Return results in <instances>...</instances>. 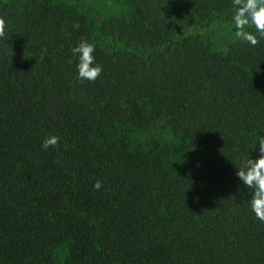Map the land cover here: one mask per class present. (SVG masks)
I'll return each mask as SVG.
<instances>
[{"label":"trees","instance_id":"obj_1","mask_svg":"<svg viewBox=\"0 0 264 264\" xmlns=\"http://www.w3.org/2000/svg\"><path fill=\"white\" fill-rule=\"evenodd\" d=\"M131 1L108 16L0 0V264H264V222L236 175L260 155L264 38L213 43L235 31L232 0ZM81 39L95 82L77 79ZM138 103L179 147L130 138Z\"/></svg>","mask_w":264,"mask_h":264},{"label":"clouds","instance_id":"obj_2","mask_svg":"<svg viewBox=\"0 0 264 264\" xmlns=\"http://www.w3.org/2000/svg\"><path fill=\"white\" fill-rule=\"evenodd\" d=\"M232 21L235 27V38L256 46L259 38H264V0H232ZM76 28L79 25H75ZM254 27L255 33L248 29ZM6 21L0 17V39L6 36ZM74 56H78L77 64L79 80H89L95 82L101 75L103 68L95 64L94 52L96 47L86 39H81L78 44L71 49ZM259 149L257 159L248 158L238 167L237 177L250 189H253L252 199L249 201L251 210L256 218L264 222V135L256 138ZM59 137L50 135L43 141V148L58 146ZM103 187L102 181L97 180L94 189Z\"/></svg>","mask_w":264,"mask_h":264},{"label":"rangeland","instance_id":"obj_3","mask_svg":"<svg viewBox=\"0 0 264 264\" xmlns=\"http://www.w3.org/2000/svg\"><path fill=\"white\" fill-rule=\"evenodd\" d=\"M90 6L99 9L104 15H117V16H127L129 10L133 7V2L131 0H84ZM57 4L63 6H73L72 0H56ZM249 31H252L250 28ZM253 32V31H252ZM235 31L228 29L226 27H218L211 32V40L213 43L220 48L225 50L227 45L238 41L234 35ZM102 47H107V43L102 41ZM136 106V105H135ZM137 107H134L131 111V115L139 116L141 122L137 124L134 128V124L129 125V135L130 138L135 137L137 142H139L144 147L160 145L162 148L167 146L179 147L181 141L177 136L171 133L165 116L162 114H157L154 111V106L150 104L138 103ZM147 107V110H146Z\"/></svg>","mask_w":264,"mask_h":264}]
</instances>
